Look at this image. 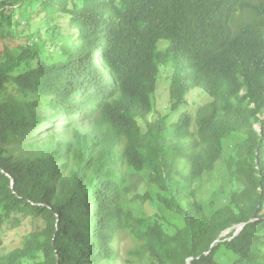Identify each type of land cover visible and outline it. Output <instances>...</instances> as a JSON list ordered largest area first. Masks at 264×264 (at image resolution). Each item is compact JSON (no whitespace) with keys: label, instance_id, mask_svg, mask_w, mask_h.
I'll use <instances>...</instances> for the list:
<instances>
[{"label":"trees","instance_id":"1","mask_svg":"<svg viewBox=\"0 0 264 264\" xmlns=\"http://www.w3.org/2000/svg\"><path fill=\"white\" fill-rule=\"evenodd\" d=\"M25 219L0 264H264V0H0V231Z\"/></svg>","mask_w":264,"mask_h":264},{"label":"rangeland","instance_id":"2","mask_svg":"<svg viewBox=\"0 0 264 264\" xmlns=\"http://www.w3.org/2000/svg\"><path fill=\"white\" fill-rule=\"evenodd\" d=\"M56 22L59 26L62 27L63 30H65L64 25L68 22V18L64 16L63 14H59V16L56 19ZM36 28V25H34L30 32H34ZM172 66H168L165 69H163L160 73L159 80L157 82L156 91L154 94V112L151 116V120H154L155 118L165 115L169 113V85H170V73H171ZM188 107L177 111L172 112L170 114V120L175 121L177 117L179 116L181 111H192L196 108V106L202 105L208 101H210V98L205 96L200 90H193L190 92L188 96ZM255 129L257 131H260L259 125H255ZM142 131L145 132V127H142ZM53 135V134H52ZM59 137L58 134L53 135V137H50V141L48 142H54ZM38 149L42 147V144L40 146H36ZM183 172H185L184 169H182ZM222 185V171H221V165L219 164L214 172L207 174L205 177L202 178V180L196 184H194V188L199 187L203 192L204 198H208L209 192H218ZM149 191L150 195L153 199L156 198L157 195H160L162 197L168 198V194L164 192H160L157 190L155 186H152L150 189H147L143 184H141L138 187V190L136 193L142 194L144 191ZM133 193L130 192L125 196L124 205L128 203V201L132 198ZM199 199V198H198ZM200 200V199H199ZM201 201V200H200ZM39 223V222H38ZM36 222H28L26 219L22 220L20 225H7L5 228H3L0 231V237L3 239V244L5 245V249H8L12 247L13 243L17 241L18 238L21 237L22 234H25L26 232H29L31 229H34L36 227ZM240 229V227L238 228ZM120 238L119 240V248L118 251L120 252V258L125 257V253L128 250H131L133 248V242L132 240L127 237L126 235L119 234L118 236ZM109 264H121L120 262L117 263H109Z\"/></svg>","mask_w":264,"mask_h":264},{"label":"clouds","instance_id":"3","mask_svg":"<svg viewBox=\"0 0 264 264\" xmlns=\"http://www.w3.org/2000/svg\"><path fill=\"white\" fill-rule=\"evenodd\" d=\"M240 226H238V227H236L235 228V230H237V232H239V230L241 229V227H240V229H238ZM230 232V230L229 231H227L226 233H229Z\"/></svg>","mask_w":264,"mask_h":264}]
</instances>
